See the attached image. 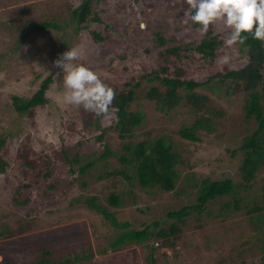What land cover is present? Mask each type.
<instances>
[{"label":"rangeland","instance_id":"374dc122","mask_svg":"<svg viewBox=\"0 0 264 264\" xmlns=\"http://www.w3.org/2000/svg\"><path fill=\"white\" fill-rule=\"evenodd\" d=\"M83 1L0 0V139H5L0 152L9 163L0 173V229L14 232L0 235V264H38L44 258L50 259L47 264H77L76 255H85L82 249L90 244L89 264H261L262 234L249 221L247 208L219 214L222 206L217 202L186 218L174 246L152 236L146 242L126 240L113 248L112 243L130 229H167L172 223L168 212L196 202L197 185L203 179L238 182L244 159L240 147L258 123L246 116L248 94L230 92L231 81L217 82L218 78L194 90L207 94L211 106L221 112H210L215 127L198 130L197 141L179 133L197 118L185 100L187 89H180L182 102L170 109L148 98L153 87L166 89L155 74L166 59H175L162 54L166 49L182 48L187 55L180 62L186 69L184 77L197 81L222 71L226 66L219 64V57L226 53L232 57L230 69L247 63V48L225 45L230 29L221 21L214 23L213 33H220L223 45L211 65L193 48L205 33L184 16L186 9L191 11L185 0H92L90 17L100 20L79 23L74 10ZM44 21L58 27L37 29ZM73 46L81 50L75 62L95 70L110 87L139 83L129 110L143 112L145 118L131 136L122 137L117 122L102 126V118L64 102L63 73L52 61ZM50 75L47 103L32 116L19 117L13 97L32 96ZM158 138L168 139L181 155L176 190L146 189L137 181L111 175L124 167L120 157L126 146ZM107 150L112 155L103 156ZM64 152L78 156L80 162L70 163ZM89 163L94 166L80 174L81 166ZM72 170H78L77 178ZM263 189L264 167L253 187L240 194L254 203ZM114 194L123 205L110 202ZM91 200L129 225L115 227L90 205ZM24 225L30 229L19 233ZM49 249L52 253L45 256L43 251Z\"/></svg>","mask_w":264,"mask_h":264},{"label":"trees","instance_id":"16d2710c","mask_svg":"<svg viewBox=\"0 0 264 264\" xmlns=\"http://www.w3.org/2000/svg\"><path fill=\"white\" fill-rule=\"evenodd\" d=\"M74 13L79 23L89 21V19L100 20L96 15H94L95 17H90L92 14V0H84L74 10ZM194 25L199 27L195 23ZM46 27H58V25L50 21H44L36 28L41 30ZM213 29L214 24L209 26L208 32L205 33L200 42L193 46L201 54V58L211 65L216 62L215 60L219 56L220 47L223 45L220 33H213ZM96 37L100 38L101 35L96 34ZM162 40L163 38H161ZM246 45V47L242 46V50L247 48L248 52V61L246 64L235 69H230L226 66L222 71L213 73L206 81H197L184 77L186 69L180 62L182 63L183 57L187 55L182 54L181 47L166 49L162 54H170L175 59H166V63L155 73L161 79L162 84L166 86V89L164 92H161L160 88L153 87L148 93V98L156 100L162 109H170L182 102L183 97L180 89L188 90L185 100L187 104L191 105L197 118L191 126L180 129L179 133L192 141L199 140L198 130L205 129L211 131L214 129L215 122H213L210 112L221 115V112L215 110L209 103L210 97L205 93L194 91L195 88L207 86L208 83L218 78L219 80L217 82L231 81L230 85L228 84L230 92L237 94L244 91L247 93L248 97L245 99L244 105L246 116L249 119H256L258 124L255 131L244 138L240 147L244 151L243 163L240 166L241 179L238 182H234L231 178L217 180L203 179L201 184H195L198 187L196 202L168 212L167 217L172 220V223L167 229L155 231L151 230L150 226L138 230L130 229L129 231L123 232L112 243L113 248L126 240L138 243L146 242L152 236L164 238L162 240L164 245L171 244L174 246V237L182 230L181 224L186 221V218L194 212L203 213L207 210L210 202H217L221 203L220 205L222 206L219 214H222L224 211L229 214L235 208L238 210L244 207L247 208V213L250 215L249 221L262 234V238H260L262 242L260 244L264 250V189L262 197H254V203L246 200L247 196L240 194L241 189L248 190L253 187L260 169L264 167V43L259 40H254L249 36ZM171 65L174 66V70L171 69L173 67ZM161 74L164 75L161 77ZM150 75L153 74L150 73ZM52 82L53 77L50 75L42 82L40 88L32 96L24 97L15 95L13 97V105L19 117L28 114L31 116L34 115V111L38 106H43L47 103L46 93ZM127 84L129 86L131 85L130 88L124 87L119 89L117 86L112 87L117 92L116 111L118 120L116 121V127L119 128L120 134L124 138L131 136L134 133L135 127L145 118L143 112H132L129 110L130 104L135 97L134 87L139 83L133 85V83L129 82ZM215 88H218V86L216 85ZM215 88L213 87L214 90ZM204 111L209 115L205 116L203 114ZM97 118L100 119L101 117L97 116ZM4 141L5 139H0V146L4 144ZM126 149L127 152L120 157L124 167L115 169L111 175L123 176L130 183L137 181L146 189L160 187L166 191L176 190V184L180 176L178 165L182 159L180 153L174 149L172 142L166 138H158L155 140L146 139L134 145L129 144L126 146ZM64 153L70 163L80 162L78 156L71 158L67 152ZM109 155H112V152L109 150L103 154V156ZM8 164V161L4 159V156L0 152V173L6 171ZM92 166H94L93 163L81 166L80 174L86 173L88 168ZM77 172L78 170H72V173L75 175L74 178H77ZM227 196L231 197L230 201L225 199ZM26 202L24 201L23 203ZM110 202L116 206L123 205L121 198L117 194L111 195ZM90 205L98 212L103 213L104 217L110 220L115 227H127L129 225L127 222L120 223L112 212L98 205L95 200H91ZM155 225H159V222H155ZM29 229V226L24 225L20 227L18 232L24 233ZM0 235L9 237L13 236L14 232H7L5 229H0ZM90 250H92L91 244L89 247L82 249V251L87 252L85 255H76L77 264H89L90 255H92L91 252L88 255ZM43 252L45 256L52 253L50 249L44 250ZM46 261L49 262L50 259L44 258L38 264H47ZM151 261L155 262V259L152 258ZM261 264H264V254L262 255Z\"/></svg>","mask_w":264,"mask_h":264},{"label":"clouds","instance_id":"9594fccd","mask_svg":"<svg viewBox=\"0 0 264 264\" xmlns=\"http://www.w3.org/2000/svg\"><path fill=\"white\" fill-rule=\"evenodd\" d=\"M188 9L184 16L199 25L202 33L209 26L221 21L230 31L225 45L247 46L251 36L264 43V0H185ZM188 20H185L187 23ZM81 56L78 46L67 48L52 61L63 73V100L82 106L84 110L101 117L102 126H113L118 120L116 111L117 92L104 82L98 73L85 63L75 62ZM231 55L219 57L221 66H230Z\"/></svg>","mask_w":264,"mask_h":264}]
</instances>
